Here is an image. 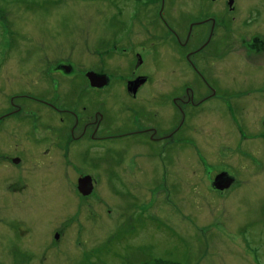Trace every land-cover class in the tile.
Listing matches in <instances>:
<instances>
[{
	"label": "rangeland",
	"instance_id": "obj_1",
	"mask_svg": "<svg viewBox=\"0 0 264 264\" xmlns=\"http://www.w3.org/2000/svg\"><path fill=\"white\" fill-rule=\"evenodd\" d=\"M177 3L190 6L189 0L172 1L167 3L170 12ZM0 5L5 12L0 15L4 40L13 36L11 30L27 36L15 49H8L6 63L0 67L4 85L45 82L38 70L45 50L82 59L90 57V52L103 57L114 50L112 41L119 43L129 34L125 31L115 37L117 10L110 0H0ZM148 25L136 19L132 37H147ZM161 33L171 34L165 28ZM155 46H167L163 52L169 60L174 56L173 43ZM117 50L120 55L122 46ZM227 57L231 62L222 64L223 82L244 83L248 71L238 60L242 56ZM111 60L126 63L116 57ZM151 63L154 66L153 60ZM168 70L161 72L168 75ZM109 72L120 77L124 73ZM253 89L244 98L239 123L225 111L222 117L212 110L196 117L190 147L180 143L173 155L163 154L167 165H162L158 183L151 176L153 171L140 165L146 166L148 159L135 158L137 151L148 149L139 139L120 144L125 147L120 172L129 184L112 185L108 164L98 169L89 164L100 179L97 193L85 199L64 168L26 178L30 186L24 190L21 185L9 187L10 178L0 177L4 178L0 179V203L4 204L0 264H264V86ZM241 134H246L242 140ZM240 140L242 152L236 150ZM213 164L234 175L232 189L219 191L210 186L216 172ZM26 190L24 199L13 195ZM23 225L26 233L19 236ZM54 231L62 232L58 243Z\"/></svg>",
	"mask_w": 264,
	"mask_h": 264
},
{
	"label": "flooded vegetation",
	"instance_id": "obj_2",
	"mask_svg": "<svg viewBox=\"0 0 264 264\" xmlns=\"http://www.w3.org/2000/svg\"><path fill=\"white\" fill-rule=\"evenodd\" d=\"M110 1L117 10L115 37L129 33L119 43L112 41V53L99 57L90 52V57L82 59L45 50L44 61L38 64L45 82L0 83V177L10 178L9 187L29 189V177L64 168L80 197H92L100 178L89 164L95 169L108 164L112 185L127 184L129 180L120 172L125 148L120 144L131 139L148 146L146 151H137L135 158L148 159L146 166L140 165L152 170L151 176L158 183L163 154L173 155L180 143L190 147L196 117L210 110L222 117L225 111L237 122L244 98L255 92L253 86H264V58H259L264 54V0H189V8L177 3L174 12L167 3L179 0ZM0 15L5 16L1 5ZM147 15L148 21L144 19ZM136 19L150 24L149 34L142 40L132 37ZM163 28L171 34L162 35ZM11 31L13 36L4 40L0 30V67L6 63L8 49H15L27 37ZM127 39L131 43L124 42ZM159 43L175 45L171 60L163 52L167 46H155ZM121 46L123 50L117 55ZM234 54L242 56L238 60L248 71L244 83L223 82L222 64L231 62L227 56ZM111 57L126 63L114 62ZM163 68L169 69L168 75L161 72ZM108 69L124 73L120 77ZM241 140L236 142L239 152L243 150ZM213 166L216 172L210 186L219 191L232 189L234 175L218 164ZM26 193L13 195L24 199ZM3 208L0 203V223ZM25 233L23 225L19 236ZM53 238L60 242L62 232L54 231Z\"/></svg>",
	"mask_w": 264,
	"mask_h": 264
},
{
	"label": "water",
	"instance_id": "obj_3",
	"mask_svg": "<svg viewBox=\"0 0 264 264\" xmlns=\"http://www.w3.org/2000/svg\"><path fill=\"white\" fill-rule=\"evenodd\" d=\"M220 178V175H219V177H217V179H219Z\"/></svg>",
	"mask_w": 264,
	"mask_h": 264
},
{
	"label": "bare ground",
	"instance_id": "obj_4",
	"mask_svg": "<svg viewBox=\"0 0 264 264\" xmlns=\"http://www.w3.org/2000/svg\"><path fill=\"white\" fill-rule=\"evenodd\" d=\"M29 201H31V200H29ZM29 203V202H28Z\"/></svg>",
	"mask_w": 264,
	"mask_h": 264
}]
</instances>
